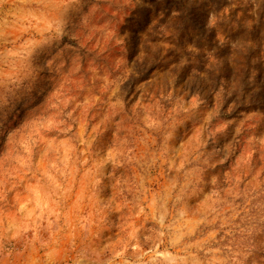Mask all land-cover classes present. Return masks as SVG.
Instances as JSON below:
<instances>
[{
	"label": "rangeland",
	"instance_id": "374dc122",
	"mask_svg": "<svg viewBox=\"0 0 264 264\" xmlns=\"http://www.w3.org/2000/svg\"><path fill=\"white\" fill-rule=\"evenodd\" d=\"M0 264H264V0H0Z\"/></svg>",
	"mask_w": 264,
	"mask_h": 264
}]
</instances>
